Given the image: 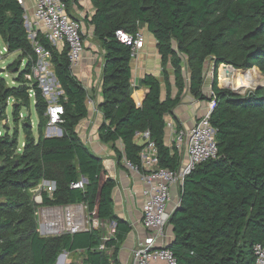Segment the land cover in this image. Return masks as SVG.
I'll return each instance as SVG.
<instances>
[{
    "label": "trees",
    "instance_id": "1",
    "mask_svg": "<svg viewBox=\"0 0 264 264\" xmlns=\"http://www.w3.org/2000/svg\"><path fill=\"white\" fill-rule=\"evenodd\" d=\"M63 1L66 13L79 19L71 11L78 0ZM90 3L94 11L83 21L103 50L98 135L101 142L111 145L118 163L126 160L142 171L144 144L135 140V134L147 130L159 166L177 170L181 156L165 143V117H172L180 129L174 110L185 94L200 101L215 100L209 122L215 129L217 154L196 164L184 177L178 189L179 205L168 219L172 232L168 246L177 264H255L252 247L264 245V88L235 93L218 86L217 72L220 65L221 79L224 66L257 67L264 75V0ZM143 27L155 39L161 79L144 75L140 83L146 93L137 106L131 97L130 46L119 41L115 31L135 34ZM0 39L8 53L18 52V59L8 67L15 68V84L9 85L0 73V120L5 119L10 104L14 122L20 121L12 130L0 125V264H56L63 251L80 253L86 264H119L118 252L131 226L114 213L115 181L102 158L78 134L77 125L88 115L90 95L73 73L66 47L58 50L37 31L35 40L50 51L59 91L56 101L64 109L56 124L60 135L47 136L49 101L36 78H26L33 74L38 56L18 0H0ZM209 62L213 76L207 95L203 84ZM31 106L37 117L35 131L28 113L20 118L21 108ZM20 128L24 133L21 145ZM81 179L82 188L71 187ZM42 180L54 183L50 195L41 191L42 204L86 205L87 229L48 236L38 233L31 189ZM111 221L115 232L101 250L99 222Z\"/></svg>",
    "mask_w": 264,
    "mask_h": 264
},
{
    "label": "built area",
    "instance_id": "2",
    "mask_svg": "<svg viewBox=\"0 0 264 264\" xmlns=\"http://www.w3.org/2000/svg\"><path fill=\"white\" fill-rule=\"evenodd\" d=\"M23 5V0H18ZM35 8L33 19L29 22V37L33 43L38 59L33 74H27L26 78L33 77L39 82L37 74L47 64L50 58V51L41 46L36 40L37 31H40L56 48L61 45L66 47L70 67L79 65L84 51L83 24L80 19L70 17L65 11L63 0H34ZM26 25V19H25ZM27 27V26H26ZM117 39L130 46L131 57H134L144 46L145 38L138 30L135 34H130L124 30L115 31ZM6 47L0 50V60ZM53 81L54 75H53ZM56 83V81H55ZM57 86V84H56ZM43 90V89H42ZM44 95L50 94L54 101H49L46 114L48 116V127L50 129L61 122L63 115L62 104L56 101L51 89L43 90ZM32 96V93H30ZM214 100L206 104L205 112L199 119L195 120L188 127L177 129L170 116L165 117V131L169 135V146H173L180 154V164L177 170L160 167L158 164L157 151L154 143L150 140L149 131L136 132L135 136L144 144L140 151L142 171L139 172L142 181L147 185L144 190L145 199L142 204V223L148 231L132 248L131 254L134 264H177L176 257L168 246V219L173 209L179 205V198L169 209L173 192L178 193V189L183 184L184 177L189 174L196 164L212 158L217 154V144L215 140V129L209 122V116L214 107ZM125 163L136 171L130 162ZM84 180L71 184V187L82 188ZM54 189V183L42 180L36 187L38 196L34 201L37 204L35 214L37 217V231L42 236L60 235L62 233H74L85 230L88 227L86 205L70 204L66 206L43 205L41 191L48 195ZM104 224V223H103ZM99 222L100 227L103 226ZM115 232V225L110 226L107 234H103L99 249H105V242ZM255 264H264V245L255 243L252 247Z\"/></svg>",
    "mask_w": 264,
    "mask_h": 264
},
{
    "label": "crops",
    "instance_id": "3",
    "mask_svg": "<svg viewBox=\"0 0 264 264\" xmlns=\"http://www.w3.org/2000/svg\"><path fill=\"white\" fill-rule=\"evenodd\" d=\"M23 7L25 9L26 26L28 28L29 22L33 19V12L35 8L34 0H23ZM74 10L73 15H79L82 21L84 36V51L79 65L72 68L73 73L81 80L84 87L89 91L90 98L87 102L88 115L82 119L77 125V131L83 143L96 155L102 158L103 165L108 174L115 181V187L112 192L113 210L114 213L121 219H124L131 226L130 232L127 234L125 240L121 243L118 252L119 264H134L131 254V248L147 234L146 228L142 223V204L145 199L144 190L147 185L142 181L141 175L138 171L128 167L124 160L120 163L115 159V153L111 145L103 143L99 139V127L102 123V111L100 110V103L102 101L101 87H102V71H103V50L92 37V28L86 27L83 19L90 17L93 13V7L90 0H78L77 3L72 4ZM145 38L143 48L130 59L131 69V97L137 106L141 102L146 93V88L141 86L140 80L146 74H152L161 79L160 56L156 49V42L154 37L146 27L140 29ZM64 46L57 48L61 50ZM170 81L173 84V76H170ZM57 87V86H56ZM172 94H175L176 88L171 85ZM56 92L59 93L58 89ZM162 98L165 97V89L162 85ZM185 100V101H184ZM187 103L185 104L184 102ZM206 102L198 101L188 93L183 97L182 103L178 105L174 113L181 120L183 127L190 126L193 123V116L202 115L206 110ZM37 120V117H36ZM33 123L35 121H32ZM33 125V124H32ZM169 135L165 131V143L168 142ZM140 141L139 138H135ZM22 144V142H21ZM120 148V145L118 144ZM178 200V193L173 192L172 200L169 204V209H172L173 204ZM114 226V222L104 223L103 226ZM168 239L172 238L170 226L167 227Z\"/></svg>",
    "mask_w": 264,
    "mask_h": 264
},
{
    "label": "rangeland",
    "instance_id": "4",
    "mask_svg": "<svg viewBox=\"0 0 264 264\" xmlns=\"http://www.w3.org/2000/svg\"><path fill=\"white\" fill-rule=\"evenodd\" d=\"M71 11L74 12V10L72 8H71ZM77 16L79 17L78 14H77ZM83 38H85V36ZM3 47H6V46L3 43V41L0 39V50H2ZM17 56H18V52L8 53L6 51V52H4V55H3L2 59L0 60V69L2 70L0 73L4 76V78L6 79V81L9 85L15 84L13 81V78L16 76V74L14 73L15 68L12 70H9L8 67L10 64H12L14 61H16L18 59ZM219 66H218V72H217L218 86L219 87L230 89L231 91L238 93V94H242V95L248 93L249 91L254 90L256 87H263L264 88V75H262L259 72L257 67H252V68L248 69V71H250L252 73L251 75H252V78L254 81L249 82V84L247 86H244V84L241 82V78L243 75L241 71H243V72L247 71L246 69L236 68V69H238V71L236 72L237 73L236 75H234V72L226 71L225 74H226L227 78L223 84L220 82V80L223 77L222 72H223L224 67L221 69V72H220L221 79H220V77H219ZM22 68H23V65L21 64L20 68H18V70L22 69ZM184 73L186 74V72H184ZM238 73H241L240 76ZM160 76H161V73H160ZM212 76H213L212 75V64H211V62H209V63H207V66H206L205 80H204V84H203V91L207 95H209L210 85L212 83ZM37 78L41 82V87L43 90L51 89L53 92H55L57 90L56 83H55V81H53V71H52L51 65L49 63V60H47V64L43 65L42 70H40L38 72ZM46 96L48 97V99L50 101H54V99H52L50 97V94H46ZM54 96H57V93L56 94L54 93ZM184 103L186 104L187 100ZM206 103H208V102H206ZM214 105H215V103H214ZM26 113H28L30 115L31 123L33 124V125H31V129L33 131H35L36 130L35 129L36 113H35L33 106H31V108H29L28 110L21 108L20 118H23L24 116H26ZM175 116L178 119L179 123L181 124V120L177 117L176 114H175ZM200 116H198L197 119H199ZM195 117H196V115L193 116L194 121H195ZM32 121H35V122L33 123ZM3 124H6L9 130H12L15 125L18 127L20 125V121H18V123L16 124L12 118L10 104L5 110V119L0 120V125L2 126ZM182 124L191 125L192 123H182ZM185 127H187V126H185ZM48 130H49L50 134H53V135H58V133H59L57 126H54ZM23 138H24V133H23L22 129L20 128L19 129V135H18L19 145H21V142H23ZM37 185L31 189V193L33 195L34 200L38 196V191L36 190ZM63 206H66V205H63ZM85 226L88 227V222L85 223ZM101 227L103 228V234H107L109 227L106 225L101 226ZM81 259H82V255L78 252L68 253L67 251H63L62 256L59 259H57L56 264H86L84 262L82 263Z\"/></svg>",
    "mask_w": 264,
    "mask_h": 264
},
{
    "label": "bare ground",
    "instance_id": "5",
    "mask_svg": "<svg viewBox=\"0 0 264 264\" xmlns=\"http://www.w3.org/2000/svg\"><path fill=\"white\" fill-rule=\"evenodd\" d=\"M226 71H230V72H234V75H236L237 73V71H238V69H236V68H234V67H232V66H224V68H223V77H222V81L220 80V82L221 83H223L224 84V82H225V80H226V74H225V72ZM242 72V78H241V82L244 84V86H247L248 84H249V82H253L254 80H253V78H252V73L250 72V71H241ZM239 74V76H240V74L241 73H238Z\"/></svg>",
    "mask_w": 264,
    "mask_h": 264
},
{
    "label": "water",
    "instance_id": "6",
    "mask_svg": "<svg viewBox=\"0 0 264 264\" xmlns=\"http://www.w3.org/2000/svg\"><path fill=\"white\" fill-rule=\"evenodd\" d=\"M246 70H248V69H246ZM2 70L0 69V72H1ZM54 79H55V77H54ZM58 135H60V129H58ZM46 135L47 136H50V135H53V134H50V132H49V130L48 129H46ZM62 256V253L58 256V258L57 259H59L60 257Z\"/></svg>",
    "mask_w": 264,
    "mask_h": 264
}]
</instances>
